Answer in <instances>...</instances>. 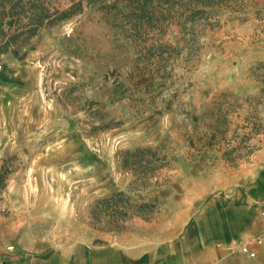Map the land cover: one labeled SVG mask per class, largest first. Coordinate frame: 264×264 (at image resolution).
Listing matches in <instances>:
<instances>
[{
	"label": "rangeland",
	"instance_id": "1",
	"mask_svg": "<svg viewBox=\"0 0 264 264\" xmlns=\"http://www.w3.org/2000/svg\"><path fill=\"white\" fill-rule=\"evenodd\" d=\"M46 1L73 6L75 14L0 53V165L9 170L0 194L2 264L37 241L92 242L101 234L113 243L138 221L114 232L94 227L96 199L128 194L152 202L175 171L181 178L189 168L216 167L222 140L209 130L222 93L232 95L222 100L233 104L222 109L231 123L244 124L249 97L259 99L256 114L264 119V68L256 67L264 62V0L209 11L188 25L189 35L170 25L162 41L181 54L155 105L144 109L128 99L139 80L135 34L117 11L125 0ZM250 142L264 148V134ZM140 147L157 148L170 161L144 189L117 159Z\"/></svg>",
	"mask_w": 264,
	"mask_h": 264
},
{
	"label": "crops",
	"instance_id": "2",
	"mask_svg": "<svg viewBox=\"0 0 264 264\" xmlns=\"http://www.w3.org/2000/svg\"><path fill=\"white\" fill-rule=\"evenodd\" d=\"M175 172L151 200L157 215L135 217L134 230L113 243L101 234L37 241L12 264H264V148L237 167L220 160L184 179Z\"/></svg>",
	"mask_w": 264,
	"mask_h": 264
},
{
	"label": "trees",
	"instance_id": "3",
	"mask_svg": "<svg viewBox=\"0 0 264 264\" xmlns=\"http://www.w3.org/2000/svg\"><path fill=\"white\" fill-rule=\"evenodd\" d=\"M97 1L86 0L88 4H95ZM238 1L125 0L122 2L117 10L118 14L128 29L134 32L135 36L132 40L138 49L134 70L139 83L130 88L128 96L130 104L142 109L154 106L156 99L164 91L166 82L172 75L174 60L181 54V50H178L176 45L162 41L161 36L170 25H177L180 30H183L184 35L188 34V25L203 16H208L209 11L222 8L233 9L232 5ZM46 2V0H0V53L36 35L41 26L66 20L75 14L73 6L66 9L50 8ZM256 67L264 68V62L257 63ZM261 85L260 93L264 94V81ZM227 97L232 95L229 93L220 95V101L217 103L219 113L215 115L216 118L213 119L209 131L222 140L220 159L230 167H237L243 155L250 156L259 149L251 144L250 140L253 135L264 134V119L256 114L259 99L249 97L248 113L243 118L244 124L238 126L231 123L222 110L223 105H233L229 101L227 104L222 101ZM231 125H234V128H231ZM239 128L244 129L241 134L238 132ZM117 159L120 169L132 172L135 176V185L143 189L148 186L146 181L153 178L159 169L170 165L167 155L152 147L122 150L117 154ZM8 178L9 170L2 163L0 194ZM158 212V204L141 197L139 201H134L131 195L125 194L96 199L91 205L89 214L94 227L114 232L122 228L130 218L139 217L150 221Z\"/></svg>",
	"mask_w": 264,
	"mask_h": 264
},
{
	"label": "built area",
	"instance_id": "4",
	"mask_svg": "<svg viewBox=\"0 0 264 264\" xmlns=\"http://www.w3.org/2000/svg\"><path fill=\"white\" fill-rule=\"evenodd\" d=\"M242 251L248 253L250 257H253L255 255L253 252L249 251L247 247H243Z\"/></svg>",
	"mask_w": 264,
	"mask_h": 264
}]
</instances>
